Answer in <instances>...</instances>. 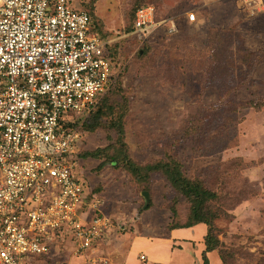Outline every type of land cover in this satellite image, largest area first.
Returning <instances> with one entry per match:
<instances>
[{
	"label": "rangeland",
	"instance_id": "1",
	"mask_svg": "<svg viewBox=\"0 0 264 264\" xmlns=\"http://www.w3.org/2000/svg\"><path fill=\"white\" fill-rule=\"evenodd\" d=\"M71 2L91 15L97 31L120 42L122 88L97 106L106 115L74 116L84 133L76 172L91 191L88 200L98 198L113 228L83 258L61 247L53 261L128 264L136 250L127 234L141 223L133 209L153 228L171 211L176 224L186 223L192 205L160 170L134 182L124 171L138 165L144 175L147 167L167 162L214 194L203 207L219 242L214 257L225 264H264V0ZM143 4L154 5L155 21L170 20L177 32L168 33L164 24L132 36L134 10ZM117 117L119 131L110 127ZM162 233L154 228L151 235ZM135 259L163 264L142 252Z\"/></svg>",
	"mask_w": 264,
	"mask_h": 264
},
{
	"label": "built area",
	"instance_id": "2",
	"mask_svg": "<svg viewBox=\"0 0 264 264\" xmlns=\"http://www.w3.org/2000/svg\"><path fill=\"white\" fill-rule=\"evenodd\" d=\"M155 13L138 8L130 34L177 31ZM93 28L71 0H0V264H72L53 253L83 258L113 228L76 172L74 116L87 119L123 72L109 57L114 40Z\"/></svg>",
	"mask_w": 264,
	"mask_h": 264
},
{
	"label": "trees",
	"instance_id": "3",
	"mask_svg": "<svg viewBox=\"0 0 264 264\" xmlns=\"http://www.w3.org/2000/svg\"><path fill=\"white\" fill-rule=\"evenodd\" d=\"M148 5L154 7V5H151V4H143V5H140L137 8H135L129 33H132L134 31V15H135L136 10L138 8L145 7ZM88 15L91 17V15L89 13H88ZM91 19H92V17H91ZM155 20H156V17H155ZM93 30L97 35H99L101 37V39L111 40L110 36L108 37V35L97 31V29L95 27L93 28ZM108 52H109V57L112 59V61L119 64V62L121 60L120 42L116 41V42H113L112 44H110V46L108 48ZM121 88H122V85L120 83V76H119V79L116 81L115 85L107 93V95L104 96V98L101 100V102L99 104H103V102L107 98H109L112 95H115L118 92V90ZM97 109L98 108H96L90 115H92L93 113H96V114L98 113V116L106 115V114H104L102 109H100V108L98 110ZM113 109H115V108H113ZM119 115L123 116V114H119ZM121 123H122V121L117 117L115 119V123H111L110 127L115 128L119 131V129L121 127V125H120ZM101 125L102 124L99 121V123L97 122L96 124H93L91 129H96V128L100 127ZM88 156H89L88 153L83 154V158H87ZM169 161H172V160L169 159ZM171 165L172 164L165 162L163 164L149 166L145 169L144 175L141 174L142 169L140 170L138 165L132 166L131 164H128V166L124 168L125 169L124 171L126 173H128L133 178L132 181L134 182V179L136 180V178H138L139 175H140V177L145 178L146 175L149 173V171L160 170L165 177V181L172 188L181 192V194H184V196L190 201V203L192 205L191 217L183 225H178L175 222L176 218H174L176 213L174 211H171L172 212V216H171L172 223L168 227V229L172 230V229H178V228H190V227H193V226L198 225V224L205 225L207 232L203 238L204 251L202 252L201 259H202V264H209V260H208L206 255H207V253L215 252L218 248L219 242L215 238V235L213 232L212 218H210V216L203 211V207L207 201L211 200L214 197V194L211 191L204 188L200 182L187 180L183 176V174L180 172L179 168L176 169V165H174V168H171L170 167ZM218 258L222 264H225V261L222 258V256H218Z\"/></svg>",
	"mask_w": 264,
	"mask_h": 264
},
{
	"label": "crops",
	"instance_id": "4",
	"mask_svg": "<svg viewBox=\"0 0 264 264\" xmlns=\"http://www.w3.org/2000/svg\"><path fill=\"white\" fill-rule=\"evenodd\" d=\"M186 21L188 24L193 23L189 22L187 17ZM133 211L135 213L131 212V215L136 218L139 217L137 220L141 223L135 225L136 227L134 226L133 233L127 234L132 240L131 244L134 243L135 245L134 251L136 250L134 255L130 250L126 259L128 264H138V262L134 263L133 260H136V255L141 252L146 254V256L148 255L151 261H161L163 264H183V261L179 262L178 257L182 258L187 264H202L201 255L204 251L203 238L207 232L205 225L198 224L190 228L169 230L168 227L171 225L172 220L171 216L167 215L165 220L163 219L160 224L156 223L154 225V228L160 229L163 233L158 237H153L151 234L154 228L150 226V222L147 221L148 218L143 220L137 215L138 211L134 209ZM131 220L133 221L132 218ZM206 256L209 264H222L219 258L216 259L214 257V252L207 253ZM163 259L168 260V262H164ZM216 260L218 261L216 262Z\"/></svg>",
	"mask_w": 264,
	"mask_h": 264
},
{
	"label": "water",
	"instance_id": "5",
	"mask_svg": "<svg viewBox=\"0 0 264 264\" xmlns=\"http://www.w3.org/2000/svg\"><path fill=\"white\" fill-rule=\"evenodd\" d=\"M143 196H145L144 197L145 199H148V194L147 193H144Z\"/></svg>",
	"mask_w": 264,
	"mask_h": 264
}]
</instances>
